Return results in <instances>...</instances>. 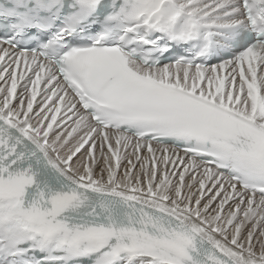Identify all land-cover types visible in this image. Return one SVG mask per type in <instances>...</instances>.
<instances>
[{
	"label": "snow or ice",
	"instance_id": "obj_1",
	"mask_svg": "<svg viewBox=\"0 0 264 264\" xmlns=\"http://www.w3.org/2000/svg\"><path fill=\"white\" fill-rule=\"evenodd\" d=\"M0 264H264V0H0Z\"/></svg>",
	"mask_w": 264,
	"mask_h": 264
}]
</instances>
